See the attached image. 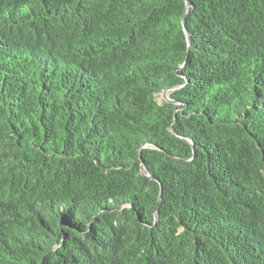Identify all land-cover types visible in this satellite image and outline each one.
<instances>
[{
	"label": "trees",
	"instance_id": "1",
	"mask_svg": "<svg viewBox=\"0 0 264 264\" xmlns=\"http://www.w3.org/2000/svg\"><path fill=\"white\" fill-rule=\"evenodd\" d=\"M0 264H264V0H0Z\"/></svg>",
	"mask_w": 264,
	"mask_h": 264
},
{
	"label": "rangeland",
	"instance_id": "2",
	"mask_svg": "<svg viewBox=\"0 0 264 264\" xmlns=\"http://www.w3.org/2000/svg\"><path fill=\"white\" fill-rule=\"evenodd\" d=\"M170 98V90L169 91H165L162 94L159 95V100L163 101V100H167Z\"/></svg>",
	"mask_w": 264,
	"mask_h": 264
},
{
	"label": "water",
	"instance_id": "3",
	"mask_svg": "<svg viewBox=\"0 0 264 264\" xmlns=\"http://www.w3.org/2000/svg\"><path fill=\"white\" fill-rule=\"evenodd\" d=\"M185 22V21H184Z\"/></svg>",
	"mask_w": 264,
	"mask_h": 264
}]
</instances>
